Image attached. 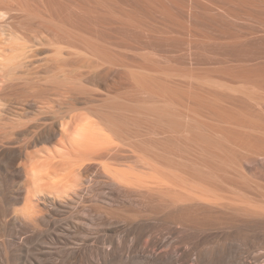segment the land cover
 Wrapping results in <instances>:
<instances>
[{
    "label": "bare ground",
    "instance_id": "obj_1",
    "mask_svg": "<svg viewBox=\"0 0 264 264\" xmlns=\"http://www.w3.org/2000/svg\"><path fill=\"white\" fill-rule=\"evenodd\" d=\"M262 160L264 0H0V264H262Z\"/></svg>",
    "mask_w": 264,
    "mask_h": 264
},
{
    "label": "rangeland",
    "instance_id": "obj_2",
    "mask_svg": "<svg viewBox=\"0 0 264 264\" xmlns=\"http://www.w3.org/2000/svg\"><path fill=\"white\" fill-rule=\"evenodd\" d=\"M261 163L264 165V160H262ZM251 169H254V165H253V164H251ZM257 174H258V172H257ZM260 174L262 175L263 173H260ZM260 174H259V175H260ZM261 175H260V176H261ZM64 253H65V252H64ZM64 253L61 254V255H59V256H60V258H61L62 260L66 261V257H68V255H66L67 253H66V254H64ZM39 255H40V257L42 258V260H46L47 258H49V254H48V253H46V254H42V255L39 254ZM18 260H19V259H18ZM17 264H20V261H18ZM262 264H264V262H263Z\"/></svg>",
    "mask_w": 264,
    "mask_h": 264
}]
</instances>
